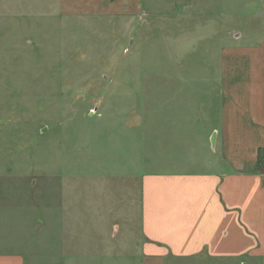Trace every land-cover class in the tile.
<instances>
[{
	"label": "rangeland",
	"instance_id": "1",
	"mask_svg": "<svg viewBox=\"0 0 264 264\" xmlns=\"http://www.w3.org/2000/svg\"><path fill=\"white\" fill-rule=\"evenodd\" d=\"M223 1L139 0L135 14L70 17L54 35L40 20L36 36L7 34L0 236L21 241L0 250L28 264H141L140 177L173 161L189 95L217 94L226 32L246 30L252 0ZM223 6L237 13L222 18Z\"/></svg>",
	"mask_w": 264,
	"mask_h": 264
},
{
	"label": "crops",
	"instance_id": "2",
	"mask_svg": "<svg viewBox=\"0 0 264 264\" xmlns=\"http://www.w3.org/2000/svg\"><path fill=\"white\" fill-rule=\"evenodd\" d=\"M243 1L223 3L234 8ZM139 5L0 0V47L7 34L36 36L38 20L54 35L70 17L135 14ZM250 7L246 30L226 32L232 40L219 52L217 94L189 95L191 121L180 128L173 161L140 177L141 264H264V0ZM225 9L222 18L237 13ZM15 238L3 234L0 241ZM0 264L28 262L20 250L7 249Z\"/></svg>",
	"mask_w": 264,
	"mask_h": 264
},
{
	"label": "trees",
	"instance_id": "3",
	"mask_svg": "<svg viewBox=\"0 0 264 264\" xmlns=\"http://www.w3.org/2000/svg\"><path fill=\"white\" fill-rule=\"evenodd\" d=\"M259 155H260V153H259Z\"/></svg>",
	"mask_w": 264,
	"mask_h": 264
}]
</instances>
